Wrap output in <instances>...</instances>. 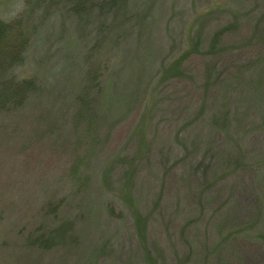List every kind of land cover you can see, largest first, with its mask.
Segmentation results:
<instances>
[{"label": "rangeland", "instance_id": "1", "mask_svg": "<svg viewBox=\"0 0 264 264\" xmlns=\"http://www.w3.org/2000/svg\"><path fill=\"white\" fill-rule=\"evenodd\" d=\"M0 21L26 40L0 68V264H264V0Z\"/></svg>", "mask_w": 264, "mask_h": 264}, {"label": "trees", "instance_id": "2", "mask_svg": "<svg viewBox=\"0 0 264 264\" xmlns=\"http://www.w3.org/2000/svg\"><path fill=\"white\" fill-rule=\"evenodd\" d=\"M25 46L26 40L22 31L13 25L0 21V68L11 67L21 63ZM31 88H33L32 80H22L19 84H15V89L18 90V93L20 90V99H23L26 91ZM2 93L5 96L7 95L4 92Z\"/></svg>", "mask_w": 264, "mask_h": 264}]
</instances>
